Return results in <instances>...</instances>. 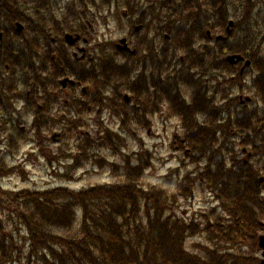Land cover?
<instances>
[{"label":"flooded vegetation","instance_id":"flooded-vegetation-1","mask_svg":"<svg viewBox=\"0 0 264 264\" xmlns=\"http://www.w3.org/2000/svg\"><path fill=\"white\" fill-rule=\"evenodd\" d=\"M249 3L0 0V172L26 142L24 133L31 131L37 150L43 134L58 142L56 133L72 130L76 110L93 117L101 106L114 114L180 115L206 129L213 152L230 165L264 167V60H252ZM112 10L122 21L116 40L96 29L97 21L109 27ZM234 55L242 60L231 61ZM92 77L99 83L93 92L85 86ZM67 78L77 83L64 86ZM41 152L42 160L55 158Z\"/></svg>","mask_w":264,"mask_h":264},{"label":"trees","instance_id":"trees-1","mask_svg":"<svg viewBox=\"0 0 264 264\" xmlns=\"http://www.w3.org/2000/svg\"><path fill=\"white\" fill-rule=\"evenodd\" d=\"M248 6L252 11L251 0ZM251 55L254 61H263L258 53ZM147 120L140 118L139 123ZM183 120L192 152L199 156L194 161L208 157L201 178L219 194L224 204L222 213L213 209L203 215V223L173 218L170 212L177 196L162 188L141 186L152 158L145 150L135 161L128 157L122 165H111L114 170L122 168L120 183L80 191L66 186L44 191L1 190L0 264L11 262L18 249L3 215L15 218L25 230L28 258L35 257L38 264H259L255 252L264 222L261 168L215 165L207 148L210 134L197 125L191 126L185 117ZM80 139L82 148L89 146L88 134H81ZM104 142L117 148L113 135H105ZM187 179L189 184L178 188L180 198L188 199L192 194L194 181L190 175ZM200 235H205L206 244L195 243V250H188L187 239Z\"/></svg>","mask_w":264,"mask_h":264},{"label":"rangeland","instance_id":"rangeland-1","mask_svg":"<svg viewBox=\"0 0 264 264\" xmlns=\"http://www.w3.org/2000/svg\"><path fill=\"white\" fill-rule=\"evenodd\" d=\"M256 4L253 8L255 14L251 26L254 27V31H250L251 39L261 42L260 36L252 38V34H264L261 31V27L264 26V0H253ZM62 6H64L62 4ZM114 10V9H113ZM112 10V12H113ZM113 17L111 13L108 18L109 27H100L97 21L96 29L99 32L107 34V38L116 40L121 33L122 21L116 15ZM242 11L238 13V18H241ZM243 37L242 34L233 39V44L238 45ZM232 44V45H233ZM262 54H264V45L262 48ZM96 116L104 122L101 127V123L95 122ZM87 117V114H85ZM74 118H78V114L74 113ZM129 118L138 121H131V123H122V121L109 111L102 110L99 115L93 116L91 119H87L88 122H92L89 127H82L79 123H76V129L73 133L67 134L68 139L60 137V141H51V133L43 134L42 146L36 151H32V148H36V144L33 140L32 144H24L19 154L15 158H8L7 163L15 166L19 165V168L12 176L3 178L1 186L7 191H25V190H48L59 186H68L73 190H83L93 188L99 185H108L120 183L123 179L121 175L122 168L114 170L111 168L113 163L120 165L123 161L122 152H126L127 155L135 157L140 152L149 150L152 155L150 168L145 172L141 181V186L146 189L150 188H162L170 195H176L177 198L172 202V212H170L175 219L183 221L185 223H191L195 221L197 223H203L204 214H208L211 209H219L222 213L220 205L216 203L218 198L207 189L208 185H199L194 197L189 199L180 198L178 188L181 180L185 177L188 171L190 177L195 173L204 171L207 162L201 163H189L191 162L185 150L189 149L183 143L175 142V139L182 137V130L178 119L169 118L164 111L157 113L153 117H147V122L139 123L140 118H145L142 113H135L132 115L129 112ZM63 134L67 132L66 128H63ZM116 132L120 133V136H116ZM106 133L112 134L113 139L116 140L117 150H113L104 142V135ZM29 134L32 135L31 131ZM81 134H88L90 144L86 148V151L81 150ZM84 136V135H83ZM118 137L124 139L123 142L119 141ZM38 138V136H37ZM26 145V146H25ZM185 147V148H182ZM44 148L45 155L54 158L50 162L43 158L40 159L39 153ZM28 153L33 154L34 159H30ZM43 156V152H41ZM83 154L87 155L86 160L82 159V165L76 166V160ZM195 158L198 157L192 154ZM74 158H77L74 160ZM24 160H27L26 162ZM133 160H136L134 158ZM103 163V165H101ZM24 171H23V170ZM186 185V183H184ZM173 200V199H172ZM178 201V202H177ZM220 204V205H219ZM216 205L215 207H213ZM3 221L12 232L13 237L17 243L18 249L13 253V260L6 264H38V260L35 257L28 258L29 254V241L27 233L20 227L15 218H10L8 215H3ZM205 244V235H200L196 239H190L186 245L190 251L195 250L194 243ZM249 251H251L249 249ZM258 252V251H257ZM261 256V254H259Z\"/></svg>","mask_w":264,"mask_h":264},{"label":"water","instance_id":"water-1","mask_svg":"<svg viewBox=\"0 0 264 264\" xmlns=\"http://www.w3.org/2000/svg\"><path fill=\"white\" fill-rule=\"evenodd\" d=\"M229 59L231 61H234V60H242V56H240V55H234V56L229 57ZM250 63H251L250 60H247L246 61V64L247 65L250 64ZM65 82H66V80L63 81L64 84H65ZM259 245L263 249V257H264V235H261L260 236V238H259ZM261 264H264V259L262 260Z\"/></svg>","mask_w":264,"mask_h":264}]
</instances>
